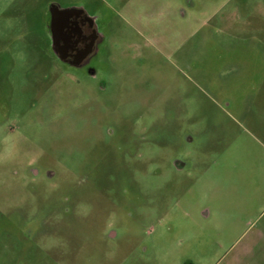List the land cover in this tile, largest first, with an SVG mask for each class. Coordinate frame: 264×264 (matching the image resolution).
Wrapping results in <instances>:
<instances>
[{"label":"rangeland","instance_id":"obj_1","mask_svg":"<svg viewBox=\"0 0 264 264\" xmlns=\"http://www.w3.org/2000/svg\"><path fill=\"white\" fill-rule=\"evenodd\" d=\"M0 264H264V0H0Z\"/></svg>","mask_w":264,"mask_h":264},{"label":"flooded vegetation","instance_id":"obj_2","mask_svg":"<svg viewBox=\"0 0 264 264\" xmlns=\"http://www.w3.org/2000/svg\"><path fill=\"white\" fill-rule=\"evenodd\" d=\"M47 28L55 59L69 67H81L96 54L101 37L95 19L80 7L51 5Z\"/></svg>","mask_w":264,"mask_h":264}]
</instances>
